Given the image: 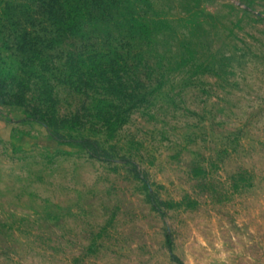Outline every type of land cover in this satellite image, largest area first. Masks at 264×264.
Segmentation results:
<instances>
[{"label": "rangeland", "instance_id": "obj_1", "mask_svg": "<svg viewBox=\"0 0 264 264\" xmlns=\"http://www.w3.org/2000/svg\"><path fill=\"white\" fill-rule=\"evenodd\" d=\"M0 1L5 67L22 57L16 34L45 43L56 28L47 14L28 18L36 0ZM120 5V17L154 26L148 69L124 74L128 91L140 79L146 102L110 135L71 132L107 154L58 143L31 114L34 91L0 102V264H264V0ZM120 21L87 28L134 43ZM66 41L46 49L58 62ZM53 96L60 115L88 103L56 82Z\"/></svg>", "mask_w": 264, "mask_h": 264}, {"label": "trees", "instance_id": "obj_2", "mask_svg": "<svg viewBox=\"0 0 264 264\" xmlns=\"http://www.w3.org/2000/svg\"><path fill=\"white\" fill-rule=\"evenodd\" d=\"M36 1L38 11L32 16L34 10L31 6L28 18L33 17L35 20L36 17L47 14L53 19L52 24L56 28V33L45 43L43 41L38 43L27 30L16 34L15 49L22 57L18 63L11 62L5 67L0 65V102L7 97L10 101L22 103L26 93L34 91L38 104L32 108L31 114L48 125L58 143H75L82 149L89 150L93 156L105 155L107 151L100 147L98 141L90 134L75 136L71 132L89 126L90 132L104 130L110 135L124 121L126 113L146 102V95L139 91V85L143 87L140 79L128 91L124 83L126 79L124 74L131 71L138 75L140 69L146 67L142 65L146 62V51L153 48L149 47V41L143 43L145 41L143 37L148 36L146 33H151V19L147 17L148 15L120 17L118 15V9L121 8L120 0ZM2 3L4 1H0V19ZM116 19L129 23L125 27L130 33L127 38L134 43L131 44L127 40L126 45L120 43L116 46L103 40L101 33L91 32L87 28L98 21L111 23ZM158 22H161L160 19ZM132 32H137L138 35L134 37ZM8 35L3 34L1 37L0 30V40ZM106 38L107 36L104 37ZM53 41L56 43L66 41L69 47L59 62L46 51L52 48ZM143 45L148 49H143ZM151 73L153 72L146 73L149 74L147 78H150ZM54 82L68 85L73 91L86 95L88 103L82 107V113L79 110L69 116L58 114L53 96ZM160 86L161 83H157L149 94L154 93ZM123 93L127 105L118 104L117 94ZM63 130H67V133Z\"/></svg>", "mask_w": 264, "mask_h": 264}]
</instances>
